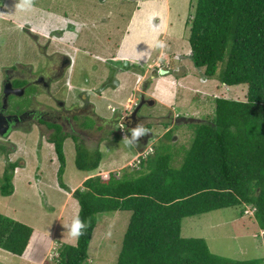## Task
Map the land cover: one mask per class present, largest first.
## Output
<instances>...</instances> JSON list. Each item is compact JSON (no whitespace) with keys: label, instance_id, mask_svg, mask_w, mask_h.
Here are the masks:
<instances>
[{"label":"rangeland","instance_id":"rangeland-1","mask_svg":"<svg viewBox=\"0 0 264 264\" xmlns=\"http://www.w3.org/2000/svg\"><path fill=\"white\" fill-rule=\"evenodd\" d=\"M198 1L0 0V93L9 69L21 65L35 75L47 67V58L53 53H68L75 59L66 75L72 79L62 81L65 91L58 92L60 85L53 88L55 98L81 107L82 94L68 90V83L91 89L97 116L108 120L101 132L95 127L92 130L95 122L87 119L85 126L92 130L91 134L79 140L87 151L101 152L99 169L93 172L78 169L77 142L73 139L81 134L78 133L81 128L76 125L77 132L69 133L75 137H69L64 144L66 169L61 180V165L54 145L49 143L51 132L46 131L43 137L33 127L15 131L9 138L0 140V187L8 164L19 165L13 180L14 194L4 197L0 190V215L38 233L51 234L54 228L57 231L53 240L49 236L42 238L44 242L35 258L40 264H57L63 244L77 245L78 239L70 238L67 228L80 212L72 192L81 189L90 176L108 179L110 174L122 177L137 171L148 172L141 162L146 163L158 153L159 156L173 155V166L180 168L192 145L195 123L214 118L216 100L246 101V85L226 87L218 79L209 80L205 69H198L191 59L190 18L195 15ZM70 30L77 31L69 36L66 31ZM89 33L97 37L91 45L94 50L86 42ZM87 51L107 58L129 54L142 61L101 62ZM123 65L126 70L122 69L123 73L115 77V69ZM145 72L148 76L141 88L147 89L148 104L141 109L140 116L146 118L144 126L149 128L152 137L146 144L130 145L119 124L131 113V108L141 103L142 91L136 90L140 81L137 75ZM114 79L123 84L122 88L117 83L113 87ZM104 85L106 90L100 98L96 92L105 88ZM36 90L30 88L25 97L13 99L12 103L25 108L33 104L54 106L51 98L43 93L38 96ZM183 119L195 122L184 123ZM241 212L242 209L231 208L185 219L182 237L204 239L213 254L230 260H264V233L254 219V211L246 208L243 216ZM130 219L129 212L99 217L86 264H118ZM0 264L32 263L0 249Z\"/></svg>","mask_w":264,"mask_h":264},{"label":"trees","instance_id":"trees-1","mask_svg":"<svg viewBox=\"0 0 264 264\" xmlns=\"http://www.w3.org/2000/svg\"><path fill=\"white\" fill-rule=\"evenodd\" d=\"M190 22L194 65L226 87L246 85V101L216 100L214 118L195 123L180 168L173 166V155L158 153L141 162L148 172L86 180L73 196L88 227L76 246L62 245L57 264H86L99 217L115 212L131 213L118 264H264L220 257L206 240L182 237L185 219L231 208L242 209V216L251 208L264 233V0H199ZM51 128L61 180L69 136ZM75 141L78 169H99L101 152ZM18 167L8 164L2 196L14 194ZM33 236V228L0 215V249L23 257Z\"/></svg>","mask_w":264,"mask_h":264},{"label":"flooded vegetation","instance_id":"flooded-vegetation-1","mask_svg":"<svg viewBox=\"0 0 264 264\" xmlns=\"http://www.w3.org/2000/svg\"><path fill=\"white\" fill-rule=\"evenodd\" d=\"M47 59V67L40 70L38 74L34 75L30 72L31 70L29 68L18 65L20 68L16 67L9 69L6 76H4L0 93V140L9 138L15 131H26L33 127H36L41 132L42 136L45 137L46 131L53 133L54 130L51 128L52 126L60 128L64 134L69 135V133L77 132L76 125H79L81 131H78V133L81 134L76 137L69 135V137H72V139L75 137L80 141L86 138L84 137L85 135L91 134L94 127L101 132L105 130L106 126L104 124L107 123V121L96 116L93 112L94 106L91 104L90 92L82 93V97L79 98V100L84 104H82L81 107L75 104L69 105L66 100L55 98L53 92L55 86L57 87L60 85V90L58 92L64 90V86H62L61 83L63 80L67 79L66 75H68L69 67L72 63L70 57L55 52ZM122 69L123 68L120 67L115 69V77ZM71 79V76H69L67 80L69 81ZM115 83L113 87H116ZM69 84L70 83H68V87L70 88ZM34 87L38 89L36 90L38 96L41 93L47 95L51 98L54 106L51 107L52 105L47 106L46 104L36 106L33 104L25 108L21 105L12 103L13 99H22L25 97L27 91ZM104 87L105 88L97 89L96 96L102 98L103 92L106 90V85H104ZM139 104L140 103H137L133 110L131 109V113L124 117V122L119 124L127 138H131V130L138 125L145 128L144 123L147 121L146 118L140 116V112L136 118H133ZM87 119L94 120L95 122L92 130L85 126V121ZM116 122H118V120H116ZM146 129L148 130L149 128L146 126ZM150 137H152V133L148 130L147 133L138 138L136 142L141 145L146 144L149 142Z\"/></svg>","mask_w":264,"mask_h":264},{"label":"crops","instance_id":"crops-1","mask_svg":"<svg viewBox=\"0 0 264 264\" xmlns=\"http://www.w3.org/2000/svg\"><path fill=\"white\" fill-rule=\"evenodd\" d=\"M76 31L77 30H70V31H67V34L70 36L71 35V33H76ZM96 39H97V37L96 36H94L92 33L90 34L89 33V37H88V41H86L87 43H88V45L91 47V49L93 48V46H91V45H93L92 43H94L95 41H96ZM68 43H70L71 44V41H68ZM72 46V45H71ZM72 48V47H71ZM98 48H100V47H98ZM97 48V49H98ZM92 50H94V49H92ZM96 50V49H95ZM88 52V55H90L91 57H96V59L98 60H100L101 62H107V61H109L110 59V61H113V62H116L117 60H121V62H124L125 63V60H132L133 62L134 61H137V62H139V63H141V61L142 60H136L134 57H129L130 55L129 54H122V56L120 55V56H118V55H116V57H113V56H109L108 58L107 57H104V56H100V55H98V54H94V52L93 53H91V52H89V51H87ZM66 55H68L69 57H70V59H71V62H72V60H74L75 61V59L70 55V54H68V53H65ZM160 56H162V54L160 55ZM162 58V57H161ZM73 61V62H74ZM168 61H169V58H168ZM171 62V61H170ZM127 64H129V61H127L126 62V65ZM126 65L123 67V69H125L126 70ZM161 67V65H158V66H156V67ZM150 68H154V66L152 65V66H150ZM123 71L124 70H121L119 73H123ZM123 75V74H122ZM138 76V78L140 79V81H139V84H138V86H137V91H142L141 93H142V96H147L146 95V93L147 92H145L147 89L145 88V90H144V88H143V90H142V88H141V85H142V83L146 80V78H147V72H145L143 75H137ZM115 81L114 82H117V79H114ZM119 86H118V88H122V85L123 84H121V83H117ZM117 84L115 83V85H116V87H117ZM101 86V85H100ZM142 87H143V85H142ZM70 90H72V91H75V90H78L81 94L83 93V92H90L91 91V89L90 90H85V89H80V88H76V87H74L73 85H70V88H69ZM148 89H149V87H148ZM91 93V92H90ZM91 96H92V93H91ZM150 97V96H149ZM81 102V101H80ZM91 104L94 106V110H93V112L96 114V116H97V107H96V105L93 103V102H91ZM129 106V105H128ZM127 106V107H128ZM166 107H167V105H165ZM130 107V106H129ZM132 109V108H131ZM130 109V110H131ZM116 112V111H115ZM180 119V118H179ZM106 121H108V120H106ZM149 151V150H148ZM148 151H145V152H148ZM143 153V149L141 150V154ZM140 154V155H141ZM139 155V156H140ZM138 156V157H139ZM137 157V158H138ZM92 176H90L89 178H91ZM88 178V179H89ZM72 193H74V192H72ZM72 193H71V195H72ZM38 232H36V230H34V236H33V238H32V241H31V243H30V245H29V247H28V249H27V251H26V253L24 254V256L23 257H20V258H22L24 261H26V262H28V263H32V264H40V263H42V262H39V261H36L35 260V258H36V254H37V251L39 250V248L41 247V245L43 244V242L44 241H42V238L44 237V236H49V238H51V240H53V238L57 235V231H55V228L53 229V231L51 232V234H49V232H42V233H40L39 232V235L37 234ZM36 236H38V238H37V240L35 241V243L33 244V246H32V243H33V241H34V238L36 237ZM52 236V237H51ZM46 240L48 241V238H46ZM53 244V243H52ZM51 244V245H52ZM31 246H32V249H30L31 248Z\"/></svg>","mask_w":264,"mask_h":264},{"label":"clouds","instance_id":"clouds-1","mask_svg":"<svg viewBox=\"0 0 264 264\" xmlns=\"http://www.w3.org/2000/svg\"><path fill=\"white\" fill-rule=\"evenodd\" d=\"M147 129L141 125L133 128L131 130V138L127 139L128 144H133L138 140V138L144 136L147 133ZM88 227L86 221L81 220L79 216L75 217L70 225L67 226L68 228V235L72 239H79L82 235L85 234V231Z\"/></svg>","mask_w":264,"mask_h":264},{"label":"water","instance_id":"water-1","mask_svg":"<svg viewBox=\"0 0 264 264\" xmlns=\"http://www.w3.org/2000/svg\"><path fill=\"white\" fill-rule=\"evenodd\" d=\"M161 72H163V74L164 75H166L167 74V72L166 71H161ZM147 100H146V97H142V101H141V103L138 105V107L136 108V111H135V113H134V117L133 118H136V116L138 115V113L141 111V109L144 107V105H146L147 104ZM153 105H154V102H153ZM181 120V119H180ZM182 122H184V123H192V122H195V121H192V120H182Z\"/></svg>","mask_w":264,"mask_h":264},{"label":"built area","instance_id":"built-area-1","mask_svg":"<svg viewBox=\"0 0 264 264\" xmlns=\"http://www.w3.org/2000/svg\"><path fill=\"white\" fill-rule=\"evenodd\" d=\"M150 152H153L152 149L150 150ZM150 152H148V153H150ZM148 153H147V154H148ZM147 154H145V155H147ZM143 155H144V154H143ZM143 155H142V156H143ZM140 157H141V156H140ZM140 157L137 159L138 161H139Z\"/></svg>","mask_w":264,"mask_h":264}]
</instances>
